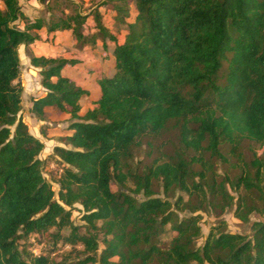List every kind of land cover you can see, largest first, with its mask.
I'll return each mask as SVG.
<instances>
[{
    "label": "trees",
    "instance_id": "16d2710c",
    "mask_svg": "<svg viewBox=\"0 0 264 264\" xmlns=\"http://www.w3.org/2000/svg\"><path fill=\"white\" fill-rule=\"evenodd\" d=\"M61 1L72 10L56 17L46 6L47 18L29 23L18 0H0V264H264V223L253 222L251 236L212 226L197 246L199 215L177 213L218 216L235 205L244 223L264 213V150L242 151L245 142L264 146V0H108L115 27L125 31L121 43L98 10L93 32L84 33L89 15ZM42 26L72 30L80 45L114 44V73L97 79L98 98L83 115L79 101L88 92L61 74L75 60L31 59L46 89L31 112L42 119L55 106L71 118L69 147L53 148L57 198L42 175L44 144L19 115L18 47ZM165 133L177 142L167 158L132 168L140 140ZM218 161L238 172L219 174ZM114 181L130 182L141 198L113 191ZM75 203L86 233L72 223ZM65 246L75 257L55 254Z\"/></svg>",
    "mask_w": 264,
    "mask_h": 264
},
{
    "label": "rangeland",
    "instance_id": "374dc122",
    "mask_svg": "<svg viewBox=\"0 0 264 264\" xmlns=\"http://www.w3.org/2000/svg\"><path fill=\"white\" fill-rule=\"evenodd\" d=\"M21 1V6L24 9L23 14H26L27 6H25V0H19ZM75 3L80 6V12L82 14H88L89 17L86 20V23L83 27V31L85 28H89L92 24V12L97 10L99 6L104 11L105 14V23L111 24L112 23V15H111V8L113 6L112 2H109L108 0H74ZM40 4L42 6H54L53 13L56 17H62L68 12L72 10L71 4H67L61 0H39ZM1 4V3H0ZM129 12H128V21H132L135 18L136 15V9L135 5L132 3L129 5ZM27 18L28 16L25 15ZM23 22V21H21ZM24 23V22H23ZM118 35H121V27L116 26ZM21 58L20 60V75H19V81L22 86V92H21V109L19 112V115L22 117V120L27 124L28 131L35 137H37L41 142H43L44 147L40 154L38 155V158L41 160L42 164V175L44 178L51 184L52 189L55 192V198H57V191L59 189L58 184L56 183V179L59 177V174L61 172L60 165L56 161V157H54L53 154V148L54 146H63V147H69L66 144L65 137L70 134L69 131V124L71 121L70 115L67 113L61 112L59 109H57L55 106H52L48 109V111L45 112L44 117L42 119L38 118L31 112L30 104L33 102V98H37L40 96V92H43V90L40 87L39 79H42V76H37L33 71L25 69V65L23 64V57H22V51H20ZM29 73V74H28ZM40 94V95H39ZM32 106V105H31ZM29 108V109H27ZM31 113V116L29 115ZM175 144H177L175 137L173 134L165 133L161 136L155 137V138H142L140 140V143L134 148L133 150V158L129 160L130 166L132 168L141 169L146 164L152 162L153 160H164L167 158V155H169L173 148L175 147ZM249 146V147H248ZM248 145V143H244L242 147V151L247 156H250V149L253 148L256 150L259 154L262 153L264 150V146L262 148H256L255 146ZM227 149H224L223 152L227 154ZM216 171L223 175L228 174L230 176L235 175L238 171L235 167H233L229 163H224L218 161L216 164ZM127 187H121L117 185V183L114 181L111 184V189L113 191L115 190H121L128 192L133 197L140 199V194H135L130 191V188L133 189V185L130 182L126 183ZM232 193V192H231ZM182 194V193H177ZM233 194V193H232ZM183 195V194H182ZM184 200L187 199V196H183ZM234 209L235 205H233L231 208L226 209L223 213L220 215H215L213 211L210 209L207 210H198L195 213H192L189 209L184 210H178L177 213L179 217L183 216H189L191 214H198L199 219V225L201 227V236L196 239L195 244L197 246H200L208 231L212 226H217L220 224L222 229L226 232L230 233H239V234H245L248 236H251L252 234V223L255 221H260L264 223V213H251L249 215V221L247 223H244L237 219L234 216ZM84 214L83 207L80 203H75L72 206L71 211V220L73 225L79 226V231L81 233H86L87 228L85 227V222L82 219V215ZM68 229H63L62 233H67ZM101 236V234H99ZM34 247L36 246L38 249L40 248L38 243L33 240ZM46 246H48L47 242H45ZM80 248L81 247H76ZM57 256L60 258L61 256L73 258L75 257L76 250L72 251L69 246L57 248L56 253ZM92 264H99L98 262L92 263Z\"/></svg>",
    "mask_w": 264,
    "mask_h": 264
},
{
    "label": "crops",
    "instance_id": "0c3cea01",
    "mask_svg": "<svg viewBox=\"0 0 264 264\" xmlns=\"http://www.w3.org/2000/svg\"><path fill=\"white\" fill-rule=\"evenodd\" d=\"M25 3V6H27L25 15L28 16L29 23H33L39 17L47 18L48 13L45 11V6H42L39 0H25ZM19 4L21 6V1H19ZM101 7L103 6H99L97 10L102 14L104 25L112 33L117 34L118 42L121 43L125 31L120 30L121 35H118L113 20L111 24L105 23V14ZM21 10L24 11L22 6ZM19 26L21 28L25 27V22H20ZM30 32L35 36L34 41L29 44H21L18 47L19 59L21 58L20 51L23 53L22 57L24 59L23 64L25 65V69L31 70L37 76H40L42 68L31 64L33 57L75 60V63L66 64L62 68L61 74L88 92L79 101L81 106L79 114L83 115L88 109L92 108L93 101L98 98L99 87L97 79L101 76L109 77L114 73V44L109 40H105L103 44L102 40L97 39L93 45L88 43L80 45L74 39L72 30L69 29L48 31L46 26H42L32 29ZM89 32H93V29H84V33ZM39 84L43 92H40L41 95L39 94L40 96L37 98L44 96L46 93V89L41 85V78L39 79ZM37 98H33V100ZM31 105L32 102L30 107ZM49 108H45V112ZM29 115L31 116V113Z\"/></svg>",
    "mask_w": 264,
    "mask_h": 264
},
{
    "label": "built area",
    "instance_id": "2783aa9c",
    "mask_svg": "<svg viewBox=\"0 0 264 264\" xmlns=\"http://www.w3.org/2000/svg\"><path fill=\"white\" fill-rule=\"evenodd\" d=\"M33 251H34L35 253H38V248L35 247V248L33 249Z\"/></svg>",
    "mask_w": 264,
    "mask_h": 264
}]
</instances>
